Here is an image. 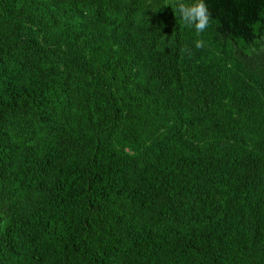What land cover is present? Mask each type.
<instances>
[{
    "label": "trees",
    "instance_id": "obj_1",
    "mask_svg": "<svg viewBox=\"0 0 264 264\" xmlns=\"http://www.w3.org/2000/svg\"><path fill=\"white\" fill-rule=\"evenodd\" d=\"M176 3L0 0V264H264V0Z\"/></svg>",
    "mask_w": 264,
    "mask_h": 264
},
{
    "label": "clouds",
    "instance_id": "obj_2",
    "mask_svg": "<svg viewBox=\"0 0 264 264\" xmlns=\"http://www.w3.org/2000/svg\"><path fill=\"white\" fill-rule=\"evenodd\" d=\"M175 10L179 13L181 20L190 27H193L197 34L204 31L209 25L210 13L204 0H194L193 3L187 4L184 0H177ZM195 48L204 47L202 40H197L194 43ZM191 55V49H182Z\"/></svg>",
    "mask_w": 264,
    "mask_h": 264
}]
</instances>
